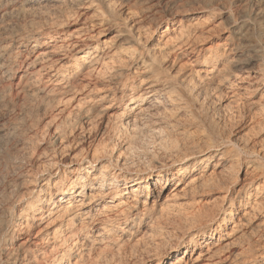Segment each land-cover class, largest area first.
<instances>
[{"label": "bare ground", "instance_id": "obj_1", "mask_svg": "<svg viewBox=\"0 0 264 264\" xmlns=\"http://www.w3.org/2000/svg\"><path fill=\"white\" fill-rule=\"evenodd\" d=\"M84 4L97 15L65 30ZM227 85L245 99L239 140L212 102ZM53 103L89 126L122 109L115 129L149 130L170 160L131 169L107 125L80 147L60 128L58 151L26 160ZM3 170L0 264H264V0H0Z\"/></svg>", "mask_w": 264, "mask_h": 264}, {"label": "rangeland", "instance_id": "obj_2", "mask_svg": "<svg viewBox=\"0 0 264 264\" xmlns=\"http://www.w3.org/2000/svg\"><path fill=\"white\" fill-rule=\"evenodd\" d=\"M117 2V3H116ZM117 5H116V4ZM115 3H113V5L115 4L116 6H114V8H115V10L116 11H118L119 13H121V11L123 12L124 10H125V7L123 8L122 6H121V2L119 3V1H115ZM86 6L87 5H82L81 6V8H79V9H77V10H74V13H73V15L74 16H72L73 17V19H72V17L70 16L69 18H68V21H69V24H68V21H67V25L65 26V30H70V31H73V30H75V29H77V28H80V27H82L84 24H88L89 22H91V18L90 17H94V15H97V13L96 12H94L95 10H94V8L92 7H90V8H86ZM122 7V8H121ZM123 9V10H122ZM77 12V14H75ZM77 15V16H76ZM100 14H98V18L97 19H99V17L101 18V16H99ZM86 19H88V20H86ZM86 20V21H85ZM100 20V19H99ZM101 20H102V18H101ZM90 24V23H89ZM166 27H167V23H164V25L162 26V28H161V30H160V33H157L156 35H153V36H148V37H143V42H147V40L146 39H149V40H151L152 42H156L157 40H159V39H161L160 38V35L161 34H163V32L166 30ZM115 36V28L114 27H112V28H109L108 30H106V32L104 33V34H102L101 36H100V40H102V41H107L108 42V40L109 39H111V43L113 44V43H115V40H114V37ZM59 40V39H58ZM145 42V44L144 45H146L147 43ZM53 44V43H52ZM205 44H207V43H200V45L199 46H204ZM210 46V44L208 45V47ZM61 54V53H60ZM185 60H187V59H185ZM184 67H185V71H187V70H190V65L189 64H186V65H184ZM245 78V77H244ZM246 81H242V80H237V82H236V84L238 85V87H241L242 86V88L243 89H237L238 91H239V93H244V88H246V86H247V84L248 83H245V82H247L248 80L247 79H245ZM242 82V83H241ZM223 89V91H222V95L220 96V97H218V100H212V102H213V104H214V108H216V110H218L217 111V113H218V115H219V119L221 120V122H222V125H224L223 127L225 128V129H227V132H228V134H230V136L233 138V139H237L238 138V140L241 138V136H243V134H247V135H249L248 134V132L245 130V128L246 127H248V123H246L245 122V120H244V116H243V114H244V112H243V109H242V106H244L242 103H243V101L241 100L242 98H243V96L242 95H237V94H232V90L233 89H231V88H229V86L227 85L225 88H222ZM235 91V90H234ZM101 92V91H100ZM86 94V93H85ZM92 94V95H91ZM90 95L91 96H93V97H96V96H98L99 94H101V93H99V91H92V93H91ZM81 95H84V92L83 93H81ZM89 95V96H90ZM236 95V96H235ZM242 96V97H241ZM243 100L245 101V99L243 98ZM240 101V102H239ZM231 102V103H230ZM238 103V104H237ZM54 104V105H53ZM53 104H51V105H49L47 108V111H46V109H45V111L44 110H41L40 112H38V116L40 117H37L36 119L40 122H37V125H39V127L37 128L36 126L37 125H35V127L34 128H36L35 130L36 131H39V132H35V130L33 129L32 130V133H31V138H30V144L28 145V146H26V148H25V150L26 151H28L29 153H31V154H29L28 152L27 153H25L26 151L25 150H23L22 152H24L23 153V155L25 154V159L26 160H30L31 158H29V157H33L34 155H35V153L33 154V152H35V150L38 148V147H40L41 146V148H46L47 147V150L49 149V153H52V151L54 150V151H58L57 149H59V147H58V145H55V143H54V138H55V136L58 134L57 132H56V130H59L58 132H60V128L62 129V130H64V129H68V130H64V132L66 133V136H67V134H68V136H67V139H69V140H71V139H75V143H78L80 140H82L83 141V139L84 140H86L85 141V144L84 143H82V141H80L82 144V146H87V141L88 140H95L96 142H99L100 140L99 139H101V135L100 134H102V131H103V129H105L104 127H106V125H107V127H109L108 128V131L110 130V132H108L107 131V133H109V134H107L108 136H105L103 139H104V141L106 140V142H107V139H108V142H107V144H110V141H111V144L113 143V145H118L119 144V140H120V142H122V141H126V142H128V143H130L131 144V151L132 152H130V153H132V155L130 154V156L132 157V158H134V160L132 159L131 161H133L134 163L132 164V166L134 167H132L131 169H133V170H143V169H145V168H149V169H151V170H154L155 169V165L152 163V162H157L158 161V163H162L163 164V162H164V164H166L167 162H169V160H170V158H169V155L168 154H166L167 152H165V149L161 146V143H160V139H159V137L157 138V136L154 134V133H152V132H150L149 130H142V128L139 130V129H136V130H134V131H136V133L134 132V131H130V130H128L130 133H128V131H123V130H121V129H119L118 130V128H117V130L115 129L116 128V126L115 125H113V124H117V127H118V117H117V115H119L121 112H122V109H116V110H114V111H112V114H113V116H112V118H102V117H98L97 119H94L92 122H94V123H92L91 124V126H89L90 125V123H82V125L80 124V118H79V114H78V109H75V110H73L72 112V114L73 115H71V119H70V117H69V119L68 118H66V116L65 117H63V121H62V119H60V118H62V116H63V114L61 113H59V109H60V107H62V108H64L63 107V105L61 106V104H58V103H53ZM57 104V105H56ZM53 105V106H52ZM229 105V106H228ZM227 106H228V108H227ZM58 108V109H57ZM62 108L60 109V110H62ZM69 108V107H68ZM68 108H67V110H68ZM231 108V109H230ZM66 109V108H65ZM239 111V112H238ZM47 112V113H46ZM75 112H77V113H75ZM60 114V115H59ZM77 114V115H76ZM62 115V116H61ZM75 115V116H74ZM42 116V117H41ZM76 117L77 116V118H74V117ZM221 117V118H220ZM243 117V118H242ZM67 119H68V121H67ZM77 119V120H76ZM185 119H189L188 117L187 118H184V117H182V120L183 121H185ZM244 120V121H242V120ZM65 120H66V123H65ZM118 120V121H117ZM241 120V121H240ZM56 121V122H55ZM70 122V123H69ZM39 123V124H38ZM77 123V124H76ZM71 124H74V125H71ZM88 124V125H87ZM95 124V125H94ZM55 126H56V128H55ZM59 128H58V127ZM63 126V127H62ZM113 126H114V128H113ZM103 127V128H102ZM111 127V128H110ZM40 128V129H39ZM71 130H70V129ZM73 128V129H72ZM102 128V129H101ZM113 128V129H112ZM244 128V129H243ZM101 129V130H100ZM146 129H148V128H146ZM116 130V131H115ZM139 130V131H138ZM69 131V132H68ZM72 131V132H71ZM122 131L124 132V135L122 134ZM138 131V132H137ZM141 131V132H140ZM143 131V132H142ZM246 131V132H245ZM33 132H35L34 134H33ZM117 132V133H116ZM121 132V133H120ZM126 132H127V134L128 135H126ZM132 132L134 133V134H132ZM140 132V133H139ZM56 133V134H55ZM70 133H72V134H70ZM85 134V135H84ZM119 134V135H118ZM122 134V135H121ZM147 134V135H146ZM245 134V135H246ZM73 135V136H72ZM74 135H75V138H73L74 137ZM83 137H82V136ZM91 135V136H90ZM114 135H117V138H116V136H114ZM136 135V136H135ZM148 135H150V136H148ZM79 138V140H77L78 138ZM109 136H110V139H109ZM111 136H114V137H111ZM120 136V137H119ZM122 136V137H121ZM130 138H128V137ZM38 137V138H37ZM82 137V138H81ZM86 137V138H85ZM94 137V138H93ZM124 137V138H123ZM33 138V139H32ZM77 138V139H76ZM107 138V139H106ZM112 138V139H111ZM127 140H126V139ZM155 138V139H154ZM157 138V139H156ZM114 139V140H113ZM116 139H117V141H116ZM132 139V140H131ZM32 140H34V141H32ZM102 140V139H101ZM122 140V141H121ZM131 140V141H130ZM157 140V141H156ZM116 141V142H115ZM32 142V143H31ZM80 142L77 144L79 147L81 146V145H79L80 144ZM118 142V143H117ZM237 142H239V141H237ZM51 143H53L55 146L53 147V144L51 145ZM115 143V144H114ZM160 144V145H159ZM44 145V146H43ZM238 146H240L241 147V144L239 145V144H237ZM51 146V147H50ZM75 146V147H74ZM73 146V149L76 151L77 150V148H78V146H76V145H74ZM28 147V148H27ZM30 147V148H29ZM32 147H33V149H35V150H33V151H31V149H32ZM35 147V148H34ZM37 147V148H36ZM49 147V148H48ZM162 147V148H161ZM52 148V149H51ZM55 148H56V150H55ZM76 148V149H75ZM51 149V150H50ZM73 149L71 150V151H73ZM163 150V151H162ZM152 152V153H151ZM165 152V153H164ZM28 154V155H27ZM163 154H165V155H163ZM149 155V156H148ZM168 155V156H167ZM148 156V157H147ZM155 156H158V157H156L155 158ZM27 157V158H26ZM130 157V158H131ZM166 157V158H165ZM169 159H168V158ZM147 158H148V160L150 161H148L147 160ZM136 159V160H135ZM154 159V160H153ZM157 160V161H156ZM147 161V162H146ZM147 163H148V165H147ZM137 166V167H136ZM153 168V169H152ZM5 170H3V172L2 173H0V175H1V177H3V179L1 178L0 180H5L4 178L6 177H8V175H10L9 177H11V174H10V172L8 173V172H4ZM239 172V174H238V177H239V179H241V178H243V175H244V171H243V169H241L240 168V170H238ZM5 173V174H4ZM37 171L35 172V175H37ZM4 175V176H3ZM3 181H0V186H1V184H3ZM35 234V235H34ZM37 233V230L35 231V233H33V235L31 236V239H32V242L33 243H35V241L36 242H40V240H41V242H42V238H43V235H40V234H38ZM42 237V238H41ZM39 240V241H38ZM33 243H31V244H33ZM38 243H36V244H38ZM40 244V243H39ZM44 244V243H43ZM41 245L40 244V246H39V249L40 250H42V252H45L46 250H47V247H46V245ZM32 247L33 248H35L34 247V245H32ZM47 252V251H46Z\"/></svg>", "mask_w": 264, "mask_h": 264}]
</instances>
